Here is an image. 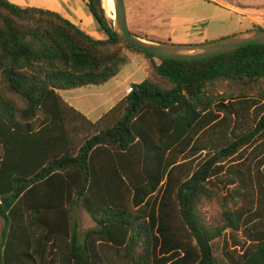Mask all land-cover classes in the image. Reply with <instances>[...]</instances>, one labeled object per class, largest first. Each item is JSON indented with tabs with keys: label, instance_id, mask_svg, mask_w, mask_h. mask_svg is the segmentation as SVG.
<instances>
[{
	"label": "trees",
	"instance_id": "obj_1",
	"mask_svg": "<svg viewBox=\"0 0 264 264\" xmlns=\"http://www.w3.org/2000/svg\"><path fill=\"white\" fill-rule=\"evenodd\" d=\"M84 2L105 39L56 12L0 0V264H264V227L254 229L264 215L246 201L244 163L225 169V195L215 183L245 149L264 173V45L159 59L116 39L100 0ZM125 50L150 72L97 121L62 101L58 91L113 79L130 62ZM98 149L121 158L98 171ZM113 171L126 194L97 197ZM211 198L218 226L198 214ZM235 198L241 204L229 208ZM75 205L92 226H81ZM225 230L244 240L219 247Z\"/></svg>",
	"mask_w": 264,
	"mask_h": 264
},
{
	"label": "rangeland",
	"instance_id": "obj_2",
	"mask_svg": "<svg viewBox=\"0 0 264 264\" xmlns=\"http://www.w3.org/2000/svg\"><path fill=\"white\" fill-rule=\"evenodd\" d=\"M82 1L84 2V0ZM124 2L129 30L139 35V38L148 41L174 44L208 43L255 28L256 26L264 30V0H124ZM93 23L96 31L90 36L95 39H105L106 36L98 31L94 20ZM189 24L192 25L188 34L186 26ZM194 32H198L200 35L203 33L202 38L204 39L199 42L198 40H201V38L193 34ZM186 35L187 37L183 39V36ZM125 53L130 60L129 64L122 67L115 76L116 78L114 77L115 79H111L109 82V85L114 86V90L119 94L125 93L126 88L131 86L129 85L130 82L140 83L150 72L148 61L142 55L130 53L127 50H125ZM134 56L141 58V63L139 62L138 64V62L132 61ZM140 64H145L142 67L143 69ZM85 89H98V87L90 86L85 87ZM92 91L83 93L82 97L86 99L91 97L88 100L94 103L105 96L103 91H95V93ZM225 91L226 88L218 87L215 90V94ZM60 93L66 94L68 92ZM64 94L62 96L66 97ZM103 110V106L96 107V111H102V113L106 111ZM73 125L74 123H70L68 128L70 129ZM241 127L244 128V125H241ZM249 153L250 149H245L241 153L244 161L239 160L237 157L224 161L222 163L224 169L218 178H215V183L220 195H225L226 189H231V186L228 185L231 177L225 173V169L231 165H236L238 162L240 164L244 163L243 166L239 167V170L244 173L248 180L247 188L244 191L246 193L249 192L252 196V198L247 197L246 201L251 202L250 206L252 209L264 215V190L262 191V188L264 189V173L259 168L257 159L252 158ZM204 154L205 152L202 155ZM261 155L259 154L258 156ZM240 204V199L235 198L234 203L228 204V207H238ZM198 214L207 225L218 226L220 207L217 199L211 198L209 201H202ZM261 219V225L256 226L254 229H263L264 216ZM87 221L84 220L85 223ZM3 227L4 222L0 219V240ZM223 233L224 236L217 241L219 247L222 246V239L230 249L234 241L241 243L244 240L241 231L232 235L228 230Z\"/></svg>",
	"mask_w": 264,
	"mask_h": 264
},
{
	"label": "crops",
	"instance_id": "obj_3",
	"mask_svg": "<svg viewBox=\"0 0 264 264\" xmlns=\"http://www.w3.org/2000/svg\"><path fill=\"white\" fill-rule=\"evenodd\" d=\"M10 2L20 6H30V7L42 8L56 12L59 15H61L64 19H67L69 22L79 27L82 31L84 32L87 31L86 33L89 35L90 34L93 35L96 31V29L93 27L94 26L93 18L89 13L88 9L85 7V4L82 0H10ZM191 25L192 24L186 26L188 34L190 33ZM193 34H196L197 37L200 36L201 40H198L199 42L204 39L202 38L203 33L200 35V33L194 32ZM187 35L183 36V39L187 37ZM136 57L137 56L132 57L134 58V60L132 61L138 62L139 64L140 60L142 59ZM144 65L140 64L141 68L144 67ZM109 82L110 81H108L107 83L101 86H98V89H85V87H82L75 90L58 91L57 93L65 104L75 109L90 122H95L126 95V93L124 94L117 93L114 90L115 89L114 86L109 85ZM133 83L134 82H130L129 85ZM93 87L95 88V86ZM91 90H93L92 91L93 93H95V91H103V93H105V96H103L102 99L95 101L94 103H91L88 100L91 97L88 99L82 97L83 93L91 92ZM60 92H68V93L64 94ZM62 94H64L66 97L62 96ZM97 106H103L104 107L103 111L105 110L106 111L103 113L102 111L101 112L96 111ZM120 158H121L120 153H116L115 155L112 156L107 151L98 149L92 153V165L99 171L102 170L103 167L107 165H109L110 167L114 165V163H118ZM126 192H127L126 185H123V183L121 182L120 179H118V176L114 171L109 176H105L104 174L101 175L100 189L98 190L96 189L93 191V193L99 195V196L96 195L97 197L103 199H114V197L116 198V196L118 195L119 196L125 195ZM74 196L75 195L72 194L71 199L75 200ZM82 210L83 209L80 207V205H75L73 207V212L75 213L76 218L78 219L79 217H81L83 220L81 226H84V228H89L90 226H92V224L91 222L87 221L88 218L86 217V215L82 213ZM84 220H86L87 223H85Z\"/></svg>",
	"mask_w": 264,
	"mask_h": 264
},
{
	"label": "water",
	"instance_id": "obj_4",
	"mask_svg": "<svg viewBox=\"0 0 264 264\" xmlns=\"http://www.w3.org/2000/svg\"><path fill=\"white\" fill-rule=\"evenodd\" d=\"M100 1L102 6V0ZM112 3L114 16L113 18L106 17L111 21L116 39L155 58L181 62L198 61L230 53L249 45H264V30L256 28L241 31L208 43L174 44L148 41L130 32L124 0H112Z\"/></svg>",
	"mask_w": 264,
	"mask_h": 264
},
{
	"label": "bare ground",
	"instance_id": "obj_5",
	"mask_svg": "<svg viewBox=\"0 0 264 264\" xmlns=\"http://www.w3.org/2000/svg\"><path fill=\"white\" fill-rule=\"evenodd\" d=\"M102 7L104 8L106 16L113 18L114 9H113L112 0H102Z\"/></svg>",
	"mask_w": 264,
	"mask_h": 264
},
{
	"label": "built area",
	"instance_id": "obj_6",
	"mask_svg": "<svg viewBox=\"0 0 264 264\" xmlns=\"http://www.w3.org/2000/svg\"><path fill=\"white\" fill-rule=\"evenodd\" d=\"M131 90H132V89H131V86H129V87L126 89L125 93H126V94H129V93L131 92Z\"/></svg>",
	"mask_w": 264,
	"mask_h": 264
}]
</instances>
